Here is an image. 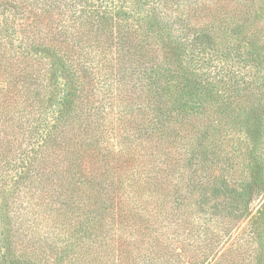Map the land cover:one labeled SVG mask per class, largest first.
I'll return each mask as SVG.
<instances>
[{
	"label": "trees",
	"instance_id": "1",
	"mask_svg": "<svg viewBox=\"0 0 264 264\" xmlns=\"http://www.w3.org/2000/svg\"><path fill=\"white\" fill-rule=\"evenodd\" d=\"M167 1L136 22L127 0H19L21 48L0 51V264H196L195 221L215 240L212 220L264 197V27L217 40Z\"/></svg>",
	"mask_w": 264,
	"mask_h": 264
},
{
	"label": "rangeland",
	"instance_id": "2",
	"mask_svg": "<svg viewBox=\"0 0 264 264\" xmlns=\"http://www.w3.org/2000/svg\"><path fill=\"white\" fill-rule=\"evenodd\" d=\"M127 0L129 10H131L133 19L142 20L146 14L147 8H156L157 0H143L139 2ZM165 9L167 12L176 16V14H184L187 10L190 11V22L196 25L197 28H202L206 22L214 25V33L217 35V40H221L224 31L228 26L236 23L248 24L252 27L261 29L264 27V0H168L163 7L160 6V12ZM126 10V9H125ZM260 11L261 15L258 17L255 11ZM24 11L19 5V0H8L5 3H0V51L3 49L1 45L7 44L10 48L20 50L21 42L16 34H10L5 28L7 24L14 21L17 26L24 20ZM27 15L30 14L26 12ZM31 19V18H29ZM232 20H234L232 22ZM9 21V22H7ZM238 21V22H235ZM7 22V23H6ZM137 22V21H136ZM215 22V23H214ZM220 22V23H219ZM219 23V24H218ZM162 28L163 24H158ZM3 29H5L3 31ZM10 34V35H8ZM9 36V37H6ZM259 40V38H255ZM264 39V38H262ZM171 39H167L170 42ZM5 42V43H4ZM264 44L263 42H260ZM176 47L168 44L164 53L168 57H176ZM264 50V49H263ZM242 56H236L234 62L236 67L244 64ZM214 66L211 67V73L215 74L216 68L221 65V60L215 59ZM239 69H241L239 67ZM254 70V69H253ZM254 72H256L254 70ZM264 80V77H263ZM198 225L204 226L203 221L197 220ZM217 218L208 224L211 233L218 234L214 240L211 234L206 239L200 238V231H196L192 235V252L196 254H205L201 257L195 258L196 264H264V197L260 200L256 199L251 203L248 213L244 219L235 221L232 224ZM221 237L220 241L218 237ZM199 237V238H198ZM181 247L177 248L179 251ZM190 251H188L189 253ZM192 254L191 252L189 255ZM184 256V264H188V258ZM205 259V260H204Z\"/></svg>",
	"mask_w": 264,
	"mask_h": 264
}]
</instances>
